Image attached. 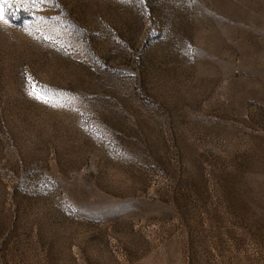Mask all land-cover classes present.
<instances>
[{
  "label": "rangeland",
  "instance_id": "rangeland-1",
  "mask_svg": "<svg viewBox=\"0 0 264 264\" xmlns=\"http://www.w3.org/2000/svg\"><path fill=\"white\" fill-rule=\"evenodd\" d=\"M0 264H264V0H6Z\"/></svg>",
  "mask_w": 264,
  "mask_h": 264
},
{
  "label": "snow or ice",
  "instance_id": "snow-or-ice-1",
  "mask_svg": "<svg viewBox=\"0 0 264 264\" xmlns=\"http://www.w3.org/2000/svg\"><path fill=\"white\" fill-rule=\"evenodd\" d=\"M6 3V0H0V18L4 15V4ZM33 92H35V89H33Z\"/></svg>",
  "mask_w": 264,
  "mask_h": 264
}]
</instances>
